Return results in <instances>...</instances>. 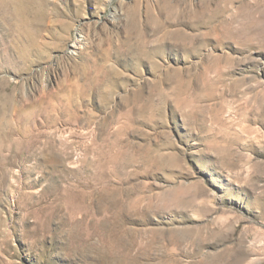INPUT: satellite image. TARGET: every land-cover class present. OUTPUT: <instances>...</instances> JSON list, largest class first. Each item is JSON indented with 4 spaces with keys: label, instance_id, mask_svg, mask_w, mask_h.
Instances as JSON below:
<instances>
[{
    "label": "rangeland",
    "instance_id": "rangeland-1",
    "mask_svg": "<svg viewBox=\"0 0 264 264\" xmlns=\"http://www.w3.org/2000/svg\"><path fill=\"white\" fill-rule=\"evenodd\" d=\"M0 264H264V0H0Z\"/></svg>",
    "mask_w": 264,
    "mask_h": 264
},
{
    "label": "bare ground",
    "instance_id": "bare-ground-1",
    "mask_svg": "<svg viewBox=\"0 0 264 264\" xmlns=\"http://www.w3.org/2000/svg\"><path fill=\"white\" fill-rule=\"evenodd\" d=\"M5 9V8H4ZM84 42V36L82 34H80L76 40H74L73 44H72V50L71 53H77V50L81 47L82 43ZM48 99V96H43L42 100H46Z\"/></svg>",
    "mask_w": 264,
    "mask_h": 264
}]
</instances>
